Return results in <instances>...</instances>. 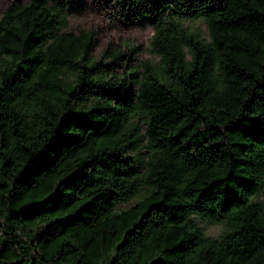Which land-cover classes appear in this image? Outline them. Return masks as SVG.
I'll list each match as a JSON object with an SVG mask.
<instances>
[{
	"label": "trees",
	"instance_id": "16d2710c",
	"mask_svg": "<svg viewBox=\"0 0 264 264\" xmlns=\"http://www.w3.org/2000/svg\"><path fill=\"white\" fill-rule=\"evenodd\" d=\"M106 1L158 64L95 62L84 0L0 13V264H264V0Z\"/></svg>",
	"mask_w": 264,
	"mask_h": 264
},
{
	"label": "rangeland",
	"instance_id": "374dc122",
	"mask_svg": "<svg viewBox=\"0 0 264 264\" xmlns=\"http://www.w3.org/2000/svg\"><path fill=\"white\" fill-rule=\"evenodd\" d=\"M27 0H0V13L10 4H24ZM85 10L80 16H71L68 19L66 32L77 33L92 32L95 46L90 52V57L97 63L108 61L107 55L120 50L129 58V66L136 67L142 62L158 64L159 58L151 53L150 42L153 31L148 24L143 26H121L114 19L113 6L106 0H84ZM185 27L191 31L199 32L203 38H208L205 22L202 18H187ZM119 68L115 73H121ZM140 192L130 202L119 206V210L126 209L140 200ZM195 223L201 228L206 237L217 238L222 232V225H210L200 222L193 217Z\"/></svg>",
	"mask_w": 264,
	"mask_h": 264
}]
</instances>
